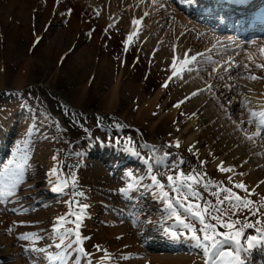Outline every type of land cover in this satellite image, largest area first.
Instances as JSON below:
<instances>
[{
    "label": "rangeland",
    "instance_id": "374dc122",
    "mask_svg": "<svg viewBox=\"0 0 264 264\" xmlns=\"http://www.w3.org/2000/svg\"><path fill=\"white\" fill-rule=\"evenodd\" d=\"M116 1L118 7L113 1L107 3L101 0H81V2L60 0L59 4L56 0H30L28 4H22L28 12L22 20H18L15 15L19 12L11 11L5 3L0 4V116H5L8 122L10 116L7 109H10L12 101L17 99L16 104L21 109L17 108L15 112L23 108L36 110L43 119L53 122L51 126L59 135L55 136L39 130L33 124H25V129L19 131L17 145L20 148L24 147L31 137L28 130L32 129L35 132L33 134L36 135L37 150L31 155L30 178L23 184L27 187L22 188L21 192L25 197V204L29 205L33 201L34 206L40 204L41 207H30L24 211L25 214L37 211L31 218L34 221L32 223H29L27 218L21 217L16 221H10L9 213L0 211V238L4 249V238L7 236L4 232V224H15L20 229L18 235H23V232L38 227L37 220L44 219L41 241L49 247L55 236L52 232L54 222L69 211L66 201L75 198L84 199L82 202L89 201L87 218L84 219L81 230L86 234L90 233L88 235L92 237L88 241L92 255L100 258L98 256L100 254L103 257L104 253L97 252L94 247L99 245L101 249L110 253L112 257L110 263L120 262L125 257L132 258L133 255L130 253L133 249L128 248L129 244L124 241L125 232L120 236L119 230L109 226L111 223L103 221L110 215L105 205L119 199L123 183L112 181L104 166H92L89 162L92 159H87L90 137L96 134H93L95 124L89 119L91 116L87 112L107 113L115 109L117 114L126 119L129 128H137L142 132L145 142L148 144L153 141L159 142L158 145L152 144L151 148L165 164H168L169 160L175 162L183 159L185 173H190L192 169L201 173L206 172V179L213 184L231 187L222 179L227 174L219 171L218 167L216 169L213 167L214 162L220 158L223 166L226 165L228 156L223 145L214 143L211 146L210 143L217 139L207 137V131H204L210 127V120L203 116V113L198 118L188 119V109L185 108L174 116L166 114L167 110L183 100V97L186 96L185 101L188 100L189 84L181 88L180 83L186 80L189 71L183 72L182 79L173 77L162 99L156 101L157 92L166 83V71L159 62L170 63V68L173 62L169 37L165 31L179 35L178 50L181 47L182 50L179 58L176 59L177 69L181 67L184 49L190 47L192 43L197 50L203 52L202 49L210 46L205 43L206 38L200 40L195 34L192 35L183 23L166 19L164 11L161 12L160 9L176 14V11H170L166 0H155V3L154 0L151 2L140 0L135 9L131 7L133 6L131 0H126V4H121L120 0ZM96 3L108 4L112 7L109 11L113 14H117L120 9L121 16L118 21L110 24L109 27L108 21L106 23L105 20L100 19V16L95 17L92 11L96 9V6L93 7ZM69 9H71L70 15H68ZM126 10L131 11L126 13ZM145 13L148 15L146 16ZM150 13L154 14L149 17ZM124 15L130 26L133 25L134 19L141 20L142 23L135 28L133 26L121 31L118 28H121L120 21ZM17 28L20 29L18 36L11 37L12 31ZM132 29L138 31V35L133 37L126 51L125 43ZM23 30L25 32H22ZM63 32L69 34L63 35ZM143 34L151 38V46L148 49L143 47L141 40ZM51 42L53 45H50ZM242 51L244 54H240L241 61L235 59L233 62L236 65L235 70L225 71L228 74L227 79L232 80L235 76L238 77L237 81L241 82L242 79L239 77L242 76L243 79L245 78L243 80L245 84L249 79V82L252 81L250 76H255L256 82L261 84L264 90V42L244 47ZM193 52L191 50L188 53L191 55ZM107 65H110L112 70H107ZM109 73L115 76L114 81L108 79ZM170 76L172 77V73ZM119 78L122 84L120 91L117 92L118 102L114 100L115 104L109 107L106 101H113L112 88ZM148 103L151 106H148ZM212 110L213 115L218 119L220 112ZM68 114H72L75 120H69ZM6 118L2 120V127L7 123ZM129 136L132 137L134 134ZM176 142H179V148L174 146ZM189 148H192V152ZM164 153L170 155L165 158ZM201 161L206 162L203 168ZM54 168L61 181L65 178L71 180L74 176L77 184L75 187L69 184L61 194L50 197L48 202L50 205L46 206V200L39 201L38 198L41 197L46 185L52 184L49 176ZM32 173L37 174L32 175ZM52 180L56 182V177L52 176ZM81 191L84 197L75 195ZM204 195L206 199L211 200L208 193ZM59 197L61 198L57 202ZM62 204L67 205L61 206ZM239 218L243 220L245 216ZM246 218L253 224L257 219L262 221L261 215H247ZM92 228L96 229V232ZM14 229L16 230V227ZM219 231L222 232L224 229ZM33 234L40 237L37 233ZM9 242L11 248L17 247L23 251L21 244L24 242ZM57 251L52 249L55 254ZM13 256L17 257V255ZM189 263L196 264L191 261Z\"/></svg>",
    "mask_w": 264,
    "mask_h": 264
},
{
    "label": "bare ground",
    "instance_id": "6f19581e",
    "mask_svg": "<svg viewBox=\"0 0 264 264\" xmlns=\"http://www.w3.org/2000/svg\"><path fill=\"white\" fill-rule=\"evenodd\" d=\"M81 2V0H78ZM177 3H179L183 8L185 9L186 12H190L193 15V18L196 19V13L191 9V6L197 1V0H175ZM210 1V0H209ZM211 1H216V0H211ZM7 2V3H6ZM30 0H0V4H6L9 9L13 12H19L15 13V15L18 17V20H22L27 16V10L25 7L22 6V4H28ZM219 4L218 2H216ZM18 4H20L18 6ZM198 4V2H196ZM96 6V9L93 10L95 17L100 16V19L108 21L109 24H113L117 20V14L110 13L108 4H102L99 7L97 4H93V7ZM200 10L201 14H206L205 10ZM19 10V11H18ZM210 11V10H208ZM97 12H99V15H97ZM6 14H10L6 12ZM189 19L193 20L192 17H189ZM182 21V20H181ZM133 28V25L130 26V24L126 21L123 20L121 24V31H124L126 29ZM135 29L131 30V34L133 33ZM204 31V29L202 28ZM20 32V29H15L12 31L13 35L11 37H17ZM22 32H25L23 30ZM69 34L68 32H63V35ZM165 34L169 37V47L172 50V56L179 58L182 47L180 50H178L179 45L177 43V38L179 35H177L174 32H169L165 31ZM128 37V36H127ZM231 37V36H229ZM125 39V38H124ZM123 39V40H124ZM139 39V38H138ZM58 40V38H56ZM143 42V47L145 49H148L151 46V38L148 37L147 34H143L141 38ZM50 45H53L51 42ZM215 45L222 46L223 51L220 54H224L225 47L218 43L215 42ZM195 48V49H191ZM195 51L197 48L195 45L192 43L190 44V47L187 46L185 51ZM244 51H242L241 55H243ZM49 53V51H47ZM239 54L236 53V57ZM240 55V56H241ZM240 56L237 58V60L241 61ZM248 59V58H247ZM28 61V60H27ZM223 63H228L229 59L228 58H222L221 60ZM160 66L163 68L166 75L165 82L169 83L170 79L169 77L170 74L172 73V68H170L171 64L168 62H159ZM187 67V66H186ZM192 67V72L194 74H191L189 72V76L186 77L185 81L180 83L181 88H185L189 84V89L187 91L188 96L190 98L195 97L196 95H193V93H197L200 89L206 90V92H202L199 96H196L192 100H186L185 97H183V100L179 101V107L188 109L189 115L187 118L189 119L192 117L198 118L201 113H203V116L208 118L210 120L209 124L210 127L206 128L204 131H207V137L210 136L211 138L217 139V141H213L211 144L214 145L216 144H221L224 146V149L228 152H225L226 155L228 156V160L226 162V165H224L225 168H232V172H227L226 176H223L222 179L228 182V177H232L233 181L236 183L243 182L247 185L249 190L253 192L254 194L251 196V199L254 201V207H259L261 204H264V183H261L264 181V130H262L261 133V138L254 139L253 141H249L246 139V134H253L255 132V128L252 125L247 124L246 122L250 119L249 113L252 111H260L264 109V90L261 88V84H258L256 81L253 80L251 82L250 79L248 81L243 82L245 78L243 79L242 76L239 78L242 79L241 82L237 81L238 77L233 76L232 80L227 79L228 74L224 72V69L221 70L220 72H217V66L213 68V70L208 71L209 64L205 63L202 58L198 59V62L195 63ZM106 68V67H105ZM261 69V68H260ZM107 70H112L110 65H107ZM253 75L252 73H250ZM115 79V76L113 77V74L109 73L108 79ZM251 78V76H250ZM117 82L114 84V87L112 88L113 90V100L117 101L119 98V92L120 91V78L116 79ZM233 81V84H232ZM212 83L211 88H209L208 84ZM240 83V84H238ZM166 87H162L159 90V94L157 98H161L165 92H166ZM208 98V99H207ZM17 99H14L12 101V107L10 109H7V113L10 116L14 115V112L20 107L16 104ZM208 100L210 102H208ZM111 105H113V101L111 102ZM150 103H148V106ZM151 106V105H150ZM209 106H212L209 107ZM179 107H172L169 109V111L166 112L167 115H175ZM192 108V109H191ZM212 109L218 110L220 112V117L217 119L215 115L212 113ZM144 110V109H142ZM180 111V110H179ZM108 114L113 113L112 111L107 112ZM163 117L165 115L163 114ZM6 118L5 116H0V126L2 124V120ZM191 119V120H192ZM239 125V127H237ZM191 126V124L189 125ZM1 144V141H0ZM155 144L158 145V141H153L150 144H147L148 147L151 148V145ZM210 148V147H208ZM57 151V148H56ZM101 155L104 157V161H108L111 159V157L107 156L105 153L100 152ZM138 161H132L134 164H129L131 165V168L133 167L137 171V177L144 171L146 164L144 161V156H139ZM222 162V158L216 160L213 164L214 169L218 167ZM142 163V165H139ZM114 168L116 167V164L112 163L111 164ZM127 170L126 168L119 167L117 169V178H121L123 176H126ZM243 174V175H241ZM50 182L54 183L53 180H50ZM229 183V182H228ZM231 185V184H230ZM54 185H50L49 187L44 188L46 191L44 196L40 197L39 199H44L48 196H51L47 191H52V188ZM139 191H142V187H137ZM238 194L241 196H244L245 194L241 192L239 189H236ZM55 194H58L56 192H53ZM135 193V194H134ZM138 191L133 192L127 196V204L119 205V210L116 214V206H113V204L105 207L107 211L111 213L110 216H108V219L105 220V222H111L112 226L114 229L119 230L120 236H123L121 233L125 232V242L129 244L128 248H132L133 252L130 254H135L137 256H142V260H127V262H115V263H110V264H192L189 263L192 256H190V253L188 256H185L184 254H178V255H172L171 253H162L160 249H157L156 247H152L151 250H145V248L142 246V241L145 239V234L147 236L148 241L147 242H154V239L152 237H149L150 233L152 231L156 230H163L164 225L168 224L169 221H173V219H170V216L163 218L162 216L159 215L157 217V220L154 218L152 219L149 215L151 213H155V211H161L158 213L164 212L166 208V205L159 199V200H153L156 201L155 205L151 204V206L146 210V207H143L144 204L147 206L149 205V202L144 200V203L142 206L135 205V203L131 202L130 200H140V195H137ZM211 200H213V197L210 195ZM80 200V199H79ZM50 205V204H47ZM67 204H62L61 206H65ZM52 206V205H51ZM124 206L127 207L124 209ZM30 207H33L32 205H28L24 207H19L17 208L18 211H24ZM131 208H138V210L135 211H129ZM264 208L261 209V211ZM146 210V214L145 213ZM37 212V211H35ZM35 212L30 213L26 215V217H21V218H27L29 220V223L34 222L31 218L34 217ZM148 213V214H147ZM260 215L262 217V221L264 220V211L260 212ZM19 217H10V221H16ZM131 218V220H130ZM20 219V218H19ZM18 220V219H17ZM44 220H37L36 223L38 224V227L30 230L33 233H37L42 235V231L44 229ZM128 221V222H127ZM131 221V222H130ZM119 223H124L126 227H121L117 224ZM132 225L134 227H132ZM177 227L178 225L175 224ZM17 231L20 229L13 225H8L4 224V228H15ZM150 228V230H149ZM179 228V226H178ZM135 229V230H134ZM171 229V228H169ZM94 232H96V229L92 228ZM30 231H25L24 233H28ZM149 231V233H148ZM13 231H11L12 233ZM145 233V234H143ZM164 233V230H163ZM90 234V233H89ZM165 234V233H164ZM100 239L102 236H98ZM123 238V239H124ZM2 239L0 238V264H47L46 260L43 258L42 253H37L33 252L30 250V253H27V250L22 251L18 249L17 247L11 248V243H19L17 240H10L9 238H4V245L5 249L3 248V242L1 241ZM189 242V252L194 251L196 252H202L200 248H198L194 242L188 240ZM242 243H246L242 241ZM264 243L260 244L259 247H255L252 249L253 252H256L261 256L263 252V248L261 245ZM246 247V245H245ZM41 248V247H39ZM43 248H47L48 252L51 254H55V252H52V248L47 247L44 244ZM87 252H90L92 248L89 247V242L86 246L85 249ZM13 252V253H12ZM91 253V252H90ZM108 253V252H107ZM92 254V253H91ZM110 255V253H108ZM13 255H17V257H14ZM29 255V256H28ZM27 256L29 257L28 260H26ZM100 258H96V256H91V261L92 264H109L108 261H104L102 255L98 254ZM203 259L204 256H203ZM250 260V257L245 258V262H248ZM104 261V262H103ZM262 264L264 263V257L261 256L259 260ZM81 264H87V260L82 262ZM258 264V263H257Z\"/></svg>",
    "mask_w": 264,
    "mask_h": 264
},
{
    "label": "snow or ice",
    "instance_id": "6c2138e0",
    "mask_svg": "<svg viewBox=\"0 0 264 264\" xmlns=\"http://www.w3.org/2000/svg\"><path fill=\"white\" fill-rule=\"evenodd\" d=\"M59 2L60 0H56L57 4ZM70 14L71 9L68 10V15ZM97 15H99V12H97ZM145 15L147 16L148 13H145ZM141 23L142 21L138 19L132 21L134 28ZM137 35L138 31L134 30L127 37V42L125 43L126 51L128 44ZM204 55V53L189 55L188 51H185L179 69H177V60L174 56L172 77H169V79L171 80L173 77L182 79L183 72L185 70L191 71V66L198 62L199 57ZM258 67L260 66L258 65ZM251 79L255 80L257 77L252 76ZM167 86V83L163 85V87ZM193 95H196V93H193ZM175 106L179 107V104ZM249 116L250 119L246 123L252 125L255 128V132L253 134H246V139L253 141L254 139L261 138L262 130H264V109L252 111L249 113ZM174 146L179 148V142H176ZM17 148H19V145H17ZM189 151L192 152V148H189ZM13 155L15 156V153ZM169 155V153H164L165 158ZM28 159V157H24L21 163H17L15 159L8 162L9 167L5 170V174L7 175V172L12 169L13 165H15V171L7 179L0 178V205H6L9 202V198L16 194L17 186L22 181ZM151 160H155V154L144 161L147 165L146 171L150 181V188L148 190L157 194V198L166 205L170 213V219H173L178 226L186 230L190 241L194 242L202 250L205 258L204 264H245L241 253L249 252L264 243V222L257 219L255 224H253L249 223L246 218L247 215H259L261 209L264 208V204L254 207V201L251 199L254 193L249 190L245 183H236L229 176L228 182L231 184V187L223 184H213L210 180L206 179V172L201 173L192 169L190 173H185L181 168V165L185 163L183 159L170 164H165L163 160H155V165L149 162ZM205 163L204 161L200 162L201 168L204 167ZM161 166L164 168V172H160ZM218 170L221 172L233 171L232 168H225L222 163L218 165ZM157 173L160 174L158 175ZM50 175L56 177L55 186L52 188L53 192L61 193L69 187V184L72 187H75L77 184L74 176L71 180L65 178L61 181L55 168L51 170ZM161 176L164 177L163 180L160 178ZM261 183H264V181ZM140 186H143L142 182ZM128 188L131 189L132 185L129 184ZM234 189H239L245 195L241 196ZM121 191L123 192V189ZM204 193L211 195L213 200L206 199ZM75 195L84 197L82 191L77 192ZM66 203L68 204L69 211L66 215L58 217L52 228L55 236L53 243L49 247L58 250L56 254L49 253L48 249L43 247H33L31 251L42 253L47 264H81V259H86L87 264H92V254L87 252L83 246L84 241L89 239V237H85L81 233L83 221L87 218L86 210L89 205L75 198L66 201ZM241 216H245V219L241 220L239 218ZM68 225L71 226L69 227ZM249 228H255L257 235L248 236L245 247L241 243V238L245 235V229ZM219 229H224V231L221 232ZM8 231L11 233L12 229L9 228ZM168 231V229H165V232ZM170 235L173 238H177L178 236L175 231H172ZM18 238L30 241L33 244L40 239L32 234L20 235ZM226 245L231 250L226 251ZM94 247L97 252L104 253L103 260L108 261L110 264L112 257L107 251L101 249L99 245H95ZM74 257H79L80 259H75Z\"/></svg>",
    "mask_w": 264,
    "mask_h": 264
}]
</instances>
